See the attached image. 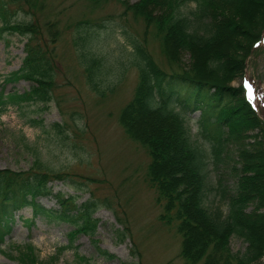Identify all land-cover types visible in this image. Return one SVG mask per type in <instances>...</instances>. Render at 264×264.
Returning <instances> with one entry per match:
<instances>
[{
	"label": "rangeland",
	"instance_id": "obj_1",
	"mask_svg": "<svg viewBox=\"0 0 264 264\" xmlns=\"http://www.w3.org/2000/svg\"><path fill=\"white\" fill-rule=\"evenodd\" d=\"M247 1L246 22L263 18L264 0ZM181 6L188 11L193 2L188 0ZM0 7L5 21H54L45 27L43 35L45 42L51 43L54 73L46 102L26 95L31 82L2 83L19 66L23 41L1 29L8 44L0 41V91L19 97L11 103L5 96L0 102L5 103L0 105V169L26 171L38 167L58 173L60 179L46 182L50 194L35 201L54 210L58 204L52 194L57 192L75 205L89 203L90 223L94 224L90 237L72 233L74 228L69 222L32 217L30 209L22 207L14 213L11 229L0 246V264H19L7 256V247L23 242H30L37 258L48 264L47 257L70 237L75 249H62L53 264H184L178 253L181 242L175 231L176 221L164 223L159 219L164 201L157 200L158 193L146 178L150 162L147 149L128 136L119 123V112L134 94L138 81L127 36L141 40L157 68L178 70L164 57L160 36L119 0H24L23 4L0 0ZM232 40L230 36L229 44L233 46L237 42ZM81 51L101 61L96 83L88 81ZM249 53L242 75L227 84L241 86L242 95L264 121V29ZM181 56L182 62H189L187 53ZM181 98L174 99L175 110L184 115L191 138L209 150L213 127H204L199 121L200 111L181 106ZM247 134L242 141H226L223 136L217 164L209 154L208 175L214 188L207 197L212 206L225 208L219 197V182L228 194L233 191L231 167L237 164L239 143L264 137V132L260 134L257 129ZM229 240L231 251H244V242L234 236ZM97 248L114 257L100 256ZM255 264H264V257Z\"/></svg>",
	"mask_w": 264,
	"mask_h": 264
},
{
	"label": "trees",
	"instance_id": "obj_2",
	"mask_svg": "<svg viewBox=\"0 0 264 264\" xmlns=\"http://www.w3.org/2000/svg\"><path fill=\"white\" fill-rule=\"evenodd\" d=\"M119 1L160 36L164 57L178 69L166 72L157 68L141 40L125 35L138 81L134 94L119 112V123L128 136L146 147L150 156L146 178L157 191V200L164 201L159 219L164 223L176 221L175 231L181 242L178 253L184 264H255L264 257V137L239 143L237 164L231 167L233 191L228 194L225 186L218 183L224 209L208 203L207 196L214 188L209 181L208 159L211 154L213 164L220 161L223 136L226 141H242L250 130L264 132V121L242 95L241 86L227 84L242 75L244 61L264 29V17L246 22L250 4L247 0H189L193 7L188 11L181 6L188 0ZM5 19L0 9V41L7 43L1 29L17 35L23 41V56L2 83L31 82L26 95L46 102L54 73L48 45L51 43L45 42L43 35L45 27L54 21ZM230 36L232 42H237L233 46L229 44ZM181 53H187L188 63L182 62ZM80 59L88 81L96 83L101 61L84 51ZM3 92L0 91V102L5 96L8 101L19 97ZM180 96L181 106L199 110L201 124L213 127L209 150L191 138L184 115L175 110L174 99ZM151 123L154 125L149 129ZM53 178L61 176L38 167L26 171L0 169V246L11 229L14 213L22 207H28L32 217L69 222L74 228L72 233L82 232L89 237L93 234L89 203L75 205L57 192L52 194L58 204L54 210L35 201L36 197L50 194L46 182ZM257 188L261 192H256ZM232 236L245 243L244 251H231ZM72 243L70 237L47 257L48 264H53L62 249L74 250ZM7 248V256L19 264H43L30 242ZM97 252L107 259L114 257L103 248H97Z\"/></svg>",
	"mask_w": 264,
	"mask_h": 264
},
{
	"label": "snow or ice",
	"instance_id": "obj_3",
	"mask_svg": "<svg viewBox=\"0 0 264 264\" xmlns=\"http://www.w3.org/2000/svg\"><path fill=\"white\" fill-rule=\"evenodd\" d=\"M249 92H251V89H249Z\"/></svg>",
	"mask_w": 264,
	"mask_h": 264
},
{
	"label": "bare ground",
	"instance_id": "obj_4",
	"mask_svg": "<svg viewBox=\"0 0 264 264\" xmlns=\"http://www.w3.org/2000/svg\"><path fill=\"white\" fill-rule=\"evenodd\" d=\"M6 235V234H5ZM6 244V243H5ZM4 246V245H3Z\"/></svg>",
	"mask_w": 264,
	"mask_h": 264
}]
</instances>
